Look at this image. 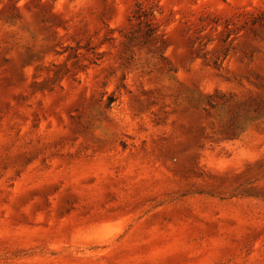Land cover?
Segmentation results:
<instances>
[{"label":"rangeland","instance_id":"1","mask_svg":"<svg viewBox=\"0 0 264 264\" xmlns=\"http://www.w3.org/2000/svg\"><path fill=\"white\" fill-rule=\"evenodd\" d=\"M0 264H264V0H0Z\"/></svg>","mask_w":264,"mask_h":264},{"label":"trees","instance_id":"2","mask_svg":"<svg viewBox=\"0 0 264 264\" xmlns=\"http://www.w3.org/2000/svg\"><path fill=\"white\" fill-rule=\"evenodd\" d=\"M111 104H112V101L110 100L109 105H111ZM259 114H260V113H259ZM259 114H258V115H259ZM256 117H257V116H256Z\"/></svg>","mask_w":264,"mask_h":264}]
</instances>
